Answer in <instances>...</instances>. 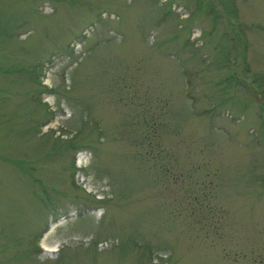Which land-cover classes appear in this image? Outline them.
I'll list each match as a JSON object with an SVG mask.
<instances>
[{"label": "rangeland", "instance_id": "obj_1", "mask_svg": "<svg viewBox=\"0 0 264 264\" xmlns=\"http://www.w3.org/2000/svg\"><path fill=\"white\" fill-rule=\"evenodd\" d=\"M0 264H264V0H0Z\"/></svg>", "mask_w": 264, "mask_h": 264}, {"label": "bare ground", "instance_id": "obj_2", "mask_svg": "<svg viewBox=\"0 0 264 264\" xmlns=\"http://www.w3.org/2000/svg\"><path fill=\"white\" fill-rule=\"evenodd\" d=\"M56 246H57V245H56ZM56 246H55V247H53V248H52V250H53V249H57L58 247H56Z\"/></svg>", "mask_w": 264, "mask_h": 264}]
</instances>
